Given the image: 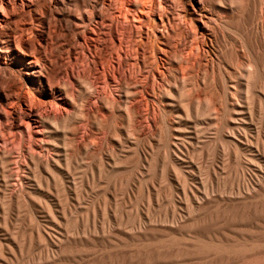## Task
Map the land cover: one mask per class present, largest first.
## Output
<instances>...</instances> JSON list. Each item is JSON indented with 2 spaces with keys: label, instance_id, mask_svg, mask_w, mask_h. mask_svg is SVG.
<instances>
[{
  "label": "rangeland",
  "instance_id": "rangeland-1",
  "mask_svg": "<svg viewBox=\"0 0 264 264\" xmlns=\"http://www.w3.org/2000/svg\"><path fill=\"white\" fill-rule=\"evenodd\" d=\"M25 32L28 43L41 39L46 57L54 43L48 31ZM12 56L0 58V264H264V191L244 201L230 194L238 180L255 184L257 167L264 169V107L254 99L264 93L249 92L251 116L222 110L217 128L197 131L175 119L158 138L136 143L124 140L126 123L108 120L92 140L99 156L80 153L81 139L50 129L38 145L49 164L35 168L26 151L34 142L20 140L10 103L26 88L38 90L37 76ZM72 64L74 75L85 66ZM41 65L46 71L49 58ZM12 74L24 79L14 94ZM237 129L246 137L227 134ZM88 130L81 125V133ZM205 193L212 202H201ZM219 195L230 201H216Z\"/></svg>",
  "mask_w": 264,
  "mask_h": 264
},
{
  "label": "bare ground",
  "instance_id": "bare-ground-1",
  "mask_svg": "<svg viewBox=\"0 0 264 264\" xmlns=\"http://www.w3.org/2000/svg\"><path fill=\"white\" fill-rule=\"evenodd\" d=\"M39 28L54 41L46 48V71L41 39L24 40L25 30ZM20 55L39 86L10 103L22 123L20 140L34 142L26 149L31 164H49L40 161L38 145L50 129L81 139L80 153L99 156L103 149L92 140L108 120L126 123L122 136L135 142L158 138L175 119L197 131L207 123L217 128L222 110L251 116L249 92L264 93V0H0V58ZM72 62L85 65L77 75ZM23 85L11 75L13 94ZM254 99L262 110L264 99ZM81 125L90 130L81 133ZM227 134L246 137L241 129ZM263 182L264 169L257 167L255 184L238 180L230 194L256 198ZM202 198L213 201L208 193ZM224 200L230 201L222 195L216 201Z\"/></svg>",
  "mask_w": 264,
  "mask_h": 264
}]
</instances>
